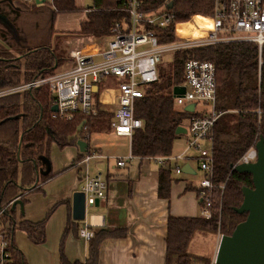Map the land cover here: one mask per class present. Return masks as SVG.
Wrapping results in <instances>:
<instances>
[{
	"label": "trees",
	"instance_id": "obj_1",
	"mask_svg": "<svg viewBox=\"0 0 264 264\" xmlns=\"http://www.w3.org/2000/svg\"><path fill=\"white\" fill-rule=\"evenodd\" d=\"M142 12H152L165 6L174 19L161 32L160 43L177 41L175 26L192 17L213 16L212 0H140ZM129 0H92L81 10L75 0H50L43 4H25L20 0H0V90L26 85L65 71L70 64V45L79 37L110 38L118 24L130 22ZM171 9H168L169 5ZM85 12L86 20L76 32H55L58 15ZM259 58L261 65L259 66ZM212 63L215 67L216 106L220 113L207 141L210 142L212 189L204 197L210 203V218L169 217L166 234L165 264H212L211 259L188 252L189 243L197 232L229 236L247 214L234 209L242 203V189L252 188V177L238 173L234 166L260 139L264 142V46L261 53L255 44L230 42L190 50L177 51L171 63L158 67L156 83L143 88L136 102L135 117L142 127L135 130L130 141L133 158L165 159L173 156L178 129L188 128L190 121L200 116L175 106L172 91L184 83V65L188 60ZM100 91L94 94L97 114H77L70 120L53 118L55 98L43 85L0 98V233L5 236L3 264H28L15 244V235L23 232L29 242L38 246L45 242V227L57 203L38 223L19 222L15 200L26 203L25 196L37 190L51 177L47 161L52 145L59 149L88 143L92 131L108 133L99 123L112 120V113L102 109ZM83 125L82 130L78 127ZM88 151V150H87ZM86 151V152H87ZM84 154L79 153L76 160ZM158 197L170 196V184L175 164L159 165ZM201 190L187 184L185 192H194L203 209ZM73 228L70 220L60 239L59 263H70L64 254L67 232ZM127 230L118 228L101 231L87 244L84 264H98L99 249L106 239L121 238ZM80 264V263H73Z\"/></svg>",
	"mask_w": 264,
	"mask_h": 264
},
{
	"label": "built area",
	"instance_id": "obj_2",
	"mask_svg": "<svg viewBox=\"0 0 264 264\" xmlns=\"http://www.w3.org/2000/svg\"><path fill=\"white\" fill-rule=\"evenodd\" d=\"M20 1L25 4L50 2V0ZM212 2V17H192V19H200L202 23L200 30L195 34L196 37L187 38L192 31L188 29L180 31L177 24L174 33L178 40L161 44L160 40L163 38L161 31L172 22L174 16L167 12L165 6L152 12H142L140 0H129L130 22L116 25L111 31L112 36L107 41L100 42L95 39V43L83 45L75 50L72 56L73 64L69 69L49 78L0 90V98L46 85L54 96L55 106H57V111L52 117L54 118L57 114L59 118L70 120L77 114L95 116L97 110L94 94L106 84L109 85L108 88H115L117 91V105L111 112L112 132L118 137H125L131 141L135 130L142 127L141 120L135 117L136 102L142 98L145 86L157 82L158 67L164 55L171 54L173 57L177 51L230 42L255 44L261 53L264 46V0H212ZM186 25L188 22L184 24ZM177 33L184 38L178 37ZM94 87L97 88L96 93L93 91ZM177 87L184 88V94L172 95L175 106L185 110L194 105L193 112L200 116L193 118L188 128H185L186 146L179 154L152 160L158 165L164 161H170L175 164L174 174L180 175L182 165L178 163L188 160V152L191 149L198 152L191 159H195L198 170L203 173L198 187L203 190L200 193L204 201L202 216L209 219L210 203L204 195L205 191L213 187V157L210 144L208 143L209 147L205 149L201 142H208L207 136L221 115L215 109L214 65L194 59L188 60L184 65V83ZM98 101L101 104L100 100ZM197 105L202 107L200 111H196ZM110 159L102 154L87 151L73 164V167L79 170L80 182L77 192L83 197L86 209L104 201L108 190L107 181L101 173L89 175L90 164L100 161L108 162ZM131 159L133 157L130 153L126 160ZM256 159L257 151L254 146L241 157L234 168L241 164L255 163ZM112 160L118 168L125 166V158ZM94 168L97 169L96 166ZM12 204L13 202L9 206ZM3 212L0 211V215ZM94 235L93 230L85 222L78 231L79 238L87 243L93 239ZM5 244L6 238L0 233V264L4 263Z\"/></svg>",
	"mask_w": 264,
	"mask_h": 264
},
{
	"label": "crops",
	"instance_id": "obj_3",
	"mask_svg": "<svg viewBox=\"0 0 264 264\" xmlns=\"http://www.w3.org/2000/svg\"><path fill=\"white\" fill-rule=\"evenodd\" d=\"M82 2L83 0H75L76 6L81 10L85 9ZM82 16L74 32L78 31L80 23L86 20L85 12H82ZM55 32L58 31L55 30ZM75 50L71 48V53H75ZM67 69L69 68L66 67L65 70ZM101 93L105 94V99L99 97L102 107L106 105L116 108V89L108 88ZM116 137L125 139L127 150L123 152L120 145H114L109 152L115 156L102 152L104 147L92 151L88 145L89 141L85 142L88 151L111 159L108 162L100 161L90 164L89 175L101 173L107 181L108 190L104 201L91 208L84 207L83 214L81 210L84 199L77 192L80 176L77 169L73 167L80 153L78 147L76 145L59 149L56 145L51 146L49 155L51 177L45 183H40L36 191L26 194V203L23 204L22 211L19 206L16 207L19 222L38 223L45 218L54 205L60 203L47 222L46 238L42 245L36 246L29 242L23 232L16 233L15 244L24 254L28 264H60V239L68 220L73 224V228L66 234L63 249L67 260L72 264H84L86 260L88 244L78 236V231L84 222L90 226L94 234L101 231L111 232L118 228L127 230L125 237L106 239L101 243L98 264H165L168 218L194 216L197 196L194 192H185L186 185L191 184L190 178L194 175L190 165L193 159L178 163L182 166L188 165L192 173L182 172L180 175H173L179 180L171 182L170 196L166 199L159 198V165L152 159L133 158L127 161L126 158L130 154V141L125 137ZM181 151L173 148V155ZM115 158H125V166L116 167L112 160ZM95 166L97 169L94 168ZM184 175L190 177H180ZM215 236L216 252L212 258H209L212 264L215 261L220 238V235Z\"/></svg>",
	"mask_w": 264,
	"mask_h": 264
},
{
	"label": "water",
	"instance_id": "obj_4",
	"mask_svg": "<svg viewBox=\"0 0 264 264\" xmlns=\"http://www.w3.org/2000/svg\"><path fill=\"white\" fill-rule=\"evenodd\" d=\"M45 1L36 2L43 4ZM172 5L168 6L171 9ZM1 20H3L0 17ZM95 38L79 37L73 41V47L78 49L87 43H95ZM94 93L97 88L94 87ZM184 88L175 87L173 95H183ZM194 105L185 109L186 112H193ZM57 111V106L52 108V112ZM83 125L78 127L82 130ZM185 129H178L177 135L185 134ZM81 154L87 151V144L84 141L76 143ZM257 159L255 163L241 164L234 169L238 173H247L252 177V188L242 189V203L234 211L239 214H247L245 221L236 226L233 233L229 236H221L214 264H264V142L262 139L255 145ZM181 171L185 174L192 173L188 165H184ZM49 172V161L47 170ZM19 206L21 211L23 204L17 199L13 202L12 208ZM84 205L82 204V214Z\"/></svg>",
	"mask_w": 264,
	"mask_h": 264
},
{
	"label": "rangeland",
	"instance_id": "obj_5",
	"mask_svg": "<svg viewBox=\"0 0 264 264\" xmlns=\"http://www.w3.org/2000/svg\"><path fill=\"white\" fill-rule=\"evenodd\" d=\"M87 3V4H86ZM32 5V4H29ZM82 5L85 9L89 8L91 5V1L90 0H83ZM84 10V9H82ZM83 16H82V11L74 13V14H65V15H60L57 18L56 21V28L55 30L58 31L57 33H61V32H74L76 26H78V23L80 22V20H82ZM185 23H179L178 24V29L180 31H184V30H191L192 32H190V35L187 38H193L196 37V33L198 32V30H200V27L202 26V23L200 21V19H192L188 22L187 26H184ZM178 37H181L180 34H178ZM184 38V37H181ZM108 38H99L98 41L100 42H105L107 41ZM73 42L70 45V56H71V63L68 64L66 67L70 68L71 64H73V59L72 56L74 54L71 53V48L73 49ZM173 60V57L171 54L168 55H164L161 58V66H166L167 64L171 63V61ZM66 69V68H65ZM109 85H104L100 87V92L103 91V89L108 88ZM173 95V92H172ZM99 97L101 99H105V94L100 93ZM105 104L103 103V106ZM104 109L112 112L115 107L111 106H104ZM202 109V107L200 105H197L196 107V111H200ZM111 122H107V123H99L97 125L98 128H104L105 131H107L108 133L106 134H99V132L96 131H92L90 133V140L89 141V148L90 150H94V149H100L101 147H104V150H101L104 153H111L109 152L114 145H120V147L122 148L123 152H126L127 150V143L125 142V139H118L116 137V135L113 134L111 126H110ZM186 134H182L179 136V138L175 141L174 143V148L175 149H179V150H183L186 146ZM201 145L203 146V148L208 149L209 144L208 142H201ZM95 151V150H94ZM96 152H99L98 150H96ZM112 155L115 156V154L111 153ZM198 154V152L194 149H191L188 152V156L187 158L190 159L193 156H196ZM193 162L190 163L191 167H192V171L194 173V175L190 178L191 180V184L195 185V186H199L200 181L202 180V172H200L197 168V163L195 161V159L192 160ZM77 169V168H76ZM77 172L79 174V170L77 169ZM180 177H190V176H180ZM176 180L178 178H175ZM179 180V179H178ZM188 193V192H186ZM185 193V194H186ZM199 201L197 199L196 202V206L194 209V216H190V217H202L203 214V209L199 207ZM192 241H190V245H189V249L188 252H190L191 254L194 255H200L203 256L205 258H212L214 253L216 252V236L209 234V233H204V232H197L194 234L193 239H191Z\"/></svg>",
	"mask_w": 264,
	"mask_h": 264
},
{
	"label": "bare ground",
	"instance_id": "obj_6",
	"mask_svg": "<svg viewBox=\"0 0 264 264\" xmlns=\"http://www.w3.org/2000/svg\"><path fill=\"white\" fill-rule=\"evenodd\" d=\"M187 26V25H186Z\"/></svg>",
	"mask_w": 264,
	"mask_h": 264
}]
</instances>
